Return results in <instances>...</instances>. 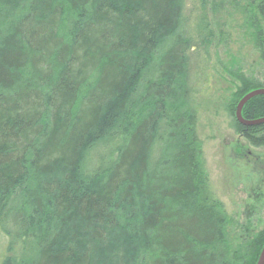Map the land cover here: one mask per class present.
I'll use <instances>...</instances> for the list:
<instances>
[{
	"label": "trees",
	"instance_id": "16d2710c",
	"mask_svg": "<svg viewBox=\"0 0 264 264\" xmlns=\"http://www.w3.org/2000/svg\"><path fill=\"white\" fill-rule=\"evenodd\" d=\"M211 8L196 37L188 0H0V264L258 263L264 228L235 251L204 196L186 86L216 38L240 36L264 71V0ZM239 71L227 112L263 148L264 123L236 112L264 76ZM242 117L264 120V95Z\"/></svg>",
	"mask_w": 264,
	"mask_h": 264
},
{
	"label": "rangeland",
	"instance_id": "374dc122",
	"mask_svg": "<svg viewBox=\"0 0 264 264\" xmlns=\"http://www.w3.org/2000/svg\"><path fill=\"white\" fill-rule=\"evenodd\" d=\"M211 2L206 0L208 6L202 12L200 0H188V16L196 37L206 32L204 21L210 24L213 18ZM219 35L217 29L216 37ZM243 45L237 36L230 46L219 44L216 38L208 55L195 47L186 86V108L195 117L209 180L203 193L224 207L229 218L228 239L235 251L264 228V147H253L237 134L233 117L227 112L235 86L229 69L235 67L249 77L264 76L254 49ZM7 247L8 238L0 230V261Z\"/></svg>",
	"mask_w": 264,
	"mask_h": 264
},
{
	"label": "water",
	"instance_id": "95a60500",
	"mask_svg": "<svg viewBox=\"0 0 264 264\" xmlns=\"http://www.w3.org/2000/svg\"><path fill=\"white\" fill-rule=\"evenodd\" d=\"M260 95H264V89L257 90V91H254V92L248 94L239 103L238 108H237V112H236V119H237V121L240 124H242L244 126H256V125H260V124L264 123V120L249 122V121L244 120L243 117H242V109L245 106V104L248 101H250L251 99H253L254 97H257V96H260ZM257 264H264V248H263V250L261 252V255L259 257V260H258Z\"/></svg>",
	"mask_w": 264,
	"mask_h": 264
}]
</instances>
